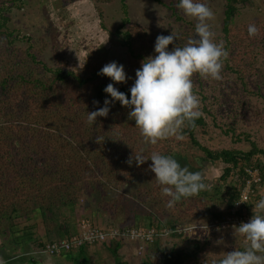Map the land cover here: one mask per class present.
<instances>
[{
	"label": "trees",
	"instance_id": "16d2710c",
	"mask_svg": "<svg viewBox=\"0 0 264 264\" xmlns=\"http://www.w3.org/2000/svg\"><path fill=\"white\" fill-rule=\"evenodd\" d=\"M240 1L243 2L227 0L224 32H228ZM24 3L25 0H0V239L14 250H24L30 245L32 226L21 227L20 222L36 217L40 218L47 243L75 235L78 222L75 208L83 197L88 201L87 210L103 213L111 223L118 215L133 210L131 201L122 200L116 194L139 180L140 166H136L135 160L131 166L127 161L144 152L142 149L149 144L137 135L141 131L129 116L131 109L122 107L118 101L109 106L106 118L97 117L94 124L88 121L87 113L103 107L105 99H111L103 90L113 81L98 75L97 69L83 74L81 70L75 72L62 65L49 67L40 61L36 43L9 26L11 13L21 9ZM122 29L118 27L117 34L123 47L132 53L133 32ZM22 43H26L25 48L18 46ZM119 91L130 98L129 88L122 87ZM197 130L202 134L206 130L202 116L190 126L186 122L181 129L190 145L204 154L203 158L196 159L197 167L178 152L165 155L192 172L202 171L206 162L220 161L226 166L220 185L195 196L201 204L217 202L224 207L221 211L209 212L208 222L220 218L238 200L246 167L260 170L263 186L264 165L257 157L264 158V151L257 149L253 142L246 153L211 151L197 141ZM220 186L227 188L226 193ZM126 202L127 209L130 208L127 211ZM133 211L135 222L118 228L176 226L172 221L163 225L158 216L148 212L142 216L145 222L138 224L139 213ZM17 219L21 221L16 223ZM185 235L175 234L170 238H185ZM157 242L153 245L159 250V264H185L194 254L184 249L161 248ZM33 245L40 249L45 244ZM82 248L78 249L79 253ZM117 251L118 247L110 250L116 264H121ZM10 261L8 258L6 264ZM28 263L34 264L31 260ZM77 264L90 263L81 257Z\"/></svg>",
	"mask_w": 264,
	"mask_h": 264
},
{
	"label": "rangeland",
	"instance_id": "374dc122",
	"mask_svg": "<svg viewBox=\"0 0 264 264\" xmlns=\"http://www.w3.org/2000/svg\"><path fill=\"white\" fill-rule=\"evenodd\" d=\"M202 2H206L214 12V19L209 23L215 33V41H223L228 56L223 61L222 79L213 80L199 74L192 77L194 93L200 100V110L206 123L203 134L196 131V139L211 151L246 153L252 148L251 142L257 149L264 151V0L240 1L236 6V16L229 23L228 32H224L222 26L227 0ZM177 4V0H25L21 9L11 13L9 26L36 43L34 46L41 53L40 61L49 67L62 65L86 74L91 69L101 70L110 62L123 65L126 82L115 83L114 87L118 90L122 87L130 89L141 61L155 55L157 36H167L172 32L177 36L174 43L180 47L189 39H198L195 32L197 21L186 16ZM250 24H255L259 29L255 37L248 35ZM118 27H123V32L128 29L133 32L131 48L134 56L123 47L121 37L117 34ZM25 44L18 46L25 48ZM168 47L171 50L173 45ZM179 134L182 135L181 131ZM137 135L142 136L140 132ZM142 150L147 161L139 167V180L129 188H121L116 194L122 200L132 202L133 210L140 216L138 224L145 222L142 216L148 212L152 216H158L161 224L172 221L182 228L188 225L201 226L207 222L209 212L224 209L217 202L201 204L195 196L184 202L182 198L171 208L167 206L169 197L163 195V186L158 184L154 173L150 171V157L153 152L162 155L178 152L187 156L188 161L197 167L196 159L203 158L204 154L194 149L185 138L178 140L171 136L155 145L149 143L148 148L144 147ZM257 158L264 165V158ZM225 167L222 162L217 161L213 164L206 162L201 168L211 190L220 185V176ZM220 187L226 193L227 188ZM259 192L264 199V185ZM86 205L88 201L83 197L78 202V207L83 209L80 210L83 212L82 218L89 219L99 227L117 228L135 222L132 209L124 215H118L114 223H111L103 213L92 214L91 209L85 208ZM126 205L128 206L127 202L125 210H130ZM20 221L17 219L16 223ZM20 226H32L39 238L36 240V235L35 239L31 237L30 245L24 250L11 249L9 243L0 239V262L6 264L5 260L11 258L8 264H28L30 260L34 264H54L56 256H39L36 254L38 249L33 245L49 242L42 230L40 218L20 222ZM185 236L187 237L158 240V247L184 249L194 253L185 264H219L225 254L243 250L247 245V241L236 230L207 232L199 228ZM152 245L145 247L139 254L133 244L124 240L118 251L120 263L159 264V250ZM96 246H92L89 253L96 251L94 254L100 252L111 256L109 250L105 252L101 249L106 245L100 248ZM73 253L75 257L78 255ZM85 253H88L87 250ZM65 257L66 254H63V259Z\"/></svg>",
	"mask_w": 264,
	"mask_h": 264
},
{
	"label": "clouds",
	"instance_id": "9594fccd",
	"mask_svg": "<svg viewBox=\"0 0 264 264\" xmlns=\"http://www.w3.org/2000/svg\"><path fill=\"white\" fill-rule=\"evenodd\" d=\"M177 7L197 21L195 32L198 39H189L180 47L174 43L177 36L172 32L167 36H157L155 55L142 60L135 72V81L129 89L130 98L114 87L115 83L126 82L123 65L110 62L103 66L98 75L113 81L103 90L111 99H105L103 107L87 113L90 123L94 124L97 117L106 118L109 106L118 101L122 107L131 109L129 116L134 118L146 142L155 145L171 136L182 140L184 137L179 133L186 122L190 126L203 115L200 100L194 93L192 77L199 74L213 80L222 79L223 61L228 52L223 41H215V33L209 23L214 19V12L206 2L179 0ZM247 32L249 37H255L259 29L250 24ZM169 45H173L171 50ZM133 160L137 167L147 161L142 152L130 157L127 163L131 166ZM150 161V171L163 186V195L169 197V208L182 198L196 196L210 187L203 172L181 167L171 156L153 152ZM255 208L251 219L236 228L247 241L246 247L225 254L219 264H264V199H260Z\"/></svg>",
	"mask_w": 264,
	"mask_h": 264
},
{
	"label": "built area",
	"instance_id": "2783aa9c",
	"mask_svg": "<svg viewBox=\"0 0 264 264\" xmlns=\"http://www.w3.org/2000/svg\"><path fill=\"white\" fill-rule=\"evenodd\" d=\"M244 181L239 192L238 200L228 210L223 211L220 218H214L201 226L188 225L182 228L176 225L174 228L165 226L150 228H102L87 218H82L77 224L76 234L61 240L46 243L43 248L36 251L38 255L60 256L62 254L78 250L82 247L96 245H108L112 242L128 241L135 246L140 254L143 249L158 240L170 238L175 234L193 233L196 229H204L207 232L234 231L241 223H247L256 208L257 194L262 188V176L258 168L246 167L244 169ZM234 178V182H237Z\"/></svg>",
	"mask_w": 264,
	"mask_h": 264
},
{
	"label": "crops",
	"instance_id": "0c3cea01",
	"mask_svg": "<svg viewBox=\"0 0 264 264\" xmlns=\"http://www.w3.org/2000/svg\"><path fill=\"white\" fill-rule=\"evenodd\" d=\"M264 185V184H263ZM260 193V192H259ZM259 193H258V201L260 200V199H262V197L259 195ZM80 210H81V208H79L78 206H76V208H75V218H76V220L79 222V220L80 219H82V213L83 212H80ZM85 210V209H84ZM81 211H83V209L81 210ZM93 214V213H92ZM103 219H105L104 217H103ZM34 220H35V218H34ZM78 222H77V224H78ZM35 223V222H34ZM31 236H32V239H35V235L37 236L36 237V240H37V238H39V236L36 234V233H34L35 232V230L34 229H32V227H31ZM44 232V231H43ZM245 242H246V240H244ZM123 244V241L122 242H113V243H110V244H108V245H106V246H102V250H104L105 252L107 251V250H111V248H114V247H118V251H119V249H120V247H121V244ZM247 243V242H246ZM101 246H96V247H101ZM92 247H84V248H82L83 249V251L82 252H80L79 253V251L78 250H75V251H73V252H75V255L76 254H78L76 257L74 256V255H72V252H68V253H65L66 254V257L63 259V255H60V256H56V258H54L53 259V262H54V264H77V262H79V260H80V258L81 257H85V258H87V260H88V262L90 263V264H116V262H115V260H114V258H113V256H112V254H111V256H109V255H107V254H103V253H97V254H92V253H89V250L91 249ZM86 250H87V252L88 253H85L86 252ZM97 250H99V249H97ZM118 251H117V255H118ZM64 254V255H65ZM74 254V253H73ZM69 255V256H68ZM85 255V256H84ZM39 256H46V255H39ZM81 256V257H80ZM119 257V256H118ZM120 258V257H119ZM4 261V260H3ZM6 261H7V259L5 260V262L4 263H6ZM28 263V262H27ZM118 263H120V259H119V262ZM29 264V263H28Z\"/></svg>",
	"mask_w": 264,
	"mask_h": 264
}]
</instances>
